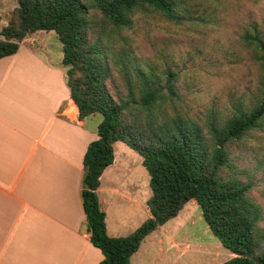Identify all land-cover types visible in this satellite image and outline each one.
Listing matches in <instances>:
<instances>
[{
    "label": "trees",
    "instance_id": "16d2710c",
    "mask_svg": "<svg viewBox=\"0 0 264 264\" xmlns=\"http://www.w3.org/2000/svg\"><path fill=\"white\" fill-rule=\"evenodd\" d=\"M138 12L179 23L195 18L181 0H17L0 31V58L16 53L38 30H52L62 46L67 86L79 118L100 114L97 138L83 156L81 200L85 231L100 250L99 264H130L140 243L174 218L188 201L201 209L208 230L230 251L222 264H264L261 206L239 177L230 145L264 126V84L253 106L238 103L222 117L190 114L178 71L143 66L124 35ZM243 41L264 67V30L253 25ZM120 141L142 157L152 195L147 218L134 232L112 237L96 190Z\"/></svg>",
    "mask_w": 264,
    "mask_h": 264
},
{
    "label": "crops",
    "instance_id": "0c3cea01",
    "mask_svg": "<svg viewBox=\"0 0 264 264\" xmlns=\"http://www.w3.org/2000/svg\"><path fill=\"white\" fill-rule=\"evenodd\" d=\"M32 40L29 34L16 53L0 58V264H99L80 192L83 156L101 119L90 125L95 114L79 118L63 54L53 59ZM118 142L96 190L112 237L124 230L126 206H141L114 177L117 150L128 148Z\"/></svg>",
    "mask_w": 264,
    "mask_h": 264
},
{
    "label": "rangeland",
    "instance_id": "374dc122",
    "mask_svg": "<svg viewBox=\"0 0 264 264\" xmlns=\"http://www.w3.org/2000/svg\"><path fill=\"white\" fill-rule=\"evenodd\" d=\"M181 1L195 10L193 20L175 23L154 13L134 14L131 27L123 32L131 40L136 59L158 72L167 65L178 71L177 84L190 114L201 119L210 111L227 117L238 103L253 106L264 84V67L242 37L253 25L264 30V0ZM16 6L17 0H0V31ZM31 35L32 44L38 42L37 51L47 50L53 59L62 55L61 42L54 31L38 30ZM88 119L92 125L101 115ZM126 149L127 152L117 150L121 167L114 177H120L122 189L125 193L130 189L141 206L134 211L131 205L126 206L124 230L118 237L131 234L150 217L149 173L140 154ZM229 151L239 177L251 184L250 196L262 208L259 230L264 241V126L232 143ZM231 257L230 251L208 230L199 206L188 201L174 218L140 243L130 264H222Z\"/></svg>",
    "mask_w": 264,
    "mask_h": 264
}]
</instances>
